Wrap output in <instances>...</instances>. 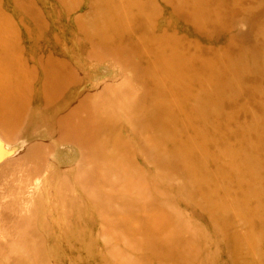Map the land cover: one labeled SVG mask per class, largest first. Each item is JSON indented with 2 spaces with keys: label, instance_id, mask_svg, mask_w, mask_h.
Returning a JSON list of instances; mask_svg holds the SVG:
<instances>
[{
  "label": "rangeland",
  "instance_id": "rangeland-1",
  "mask_svg": "<svg viewBox=\"0 0 264 264\" xmlns=\"http://www.w3.org/2000/svg\"><path fill=\"white\" fill-rule=\"evenodd\" d=\"M0 264H264V0H0Z\"/></svg>",
  "mask_w": 264,
  "mask_h": 264
}]
</instances>
